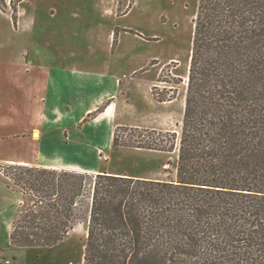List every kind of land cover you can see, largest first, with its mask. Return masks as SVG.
<instances>
[{
  "label": "trees",
  "instance_id": "obj_1",
  "mask_svg": "<svg viewBox=\"0 0 264 264\" xmlns=\"http://www.w3.org/2000/svg\"><path fill=\"white\" fill-rule=\"evenodd\" d=\"M112 147L177 150L175 180L7 164L23 196L10 244L52 248L83 225V264H264V0H199L180 131L119 125Z\"/></svg>",
  "mask_w": 264,
  "mask_h": 264
},
{
  "label": "rangeland",
  "instance_id": "obj_2",
  "mask_svg": "<svg viewBox=\"0 0 264 264\" xmlns=\"http://www.w3.org/2000/svg\"><path fill=\"white\" fill-rule=\"evenodd\" d=\"M198 2L0 0V117L13 114L18 127L24 126L32 111V80L34 83L37 78L43 80L51 68L69 71L95 68L122 78L121 92L126 94L129 104L123 97L117 103V121L121 125L179 132ZM162 77L169 83H160ZM175 80L180 81L176 99L166 104L155 103L152 88L158 85L163 92L171 89ZM13 105L16 107L11 110ZM103 107L106 105L100 109ZM89 120L86 118L76 128L83 133ZM2 125L1 134L15 131V124ZM36 134L33 139L37 141L39 133ZM81 135L73 145L68 144V158L39 164L152 180L176 178L177 150L165 153L105 148V144L88 142ZM27 146L31 144L23 140L1 142L0 159L16 154L28 156L33 151ZM38 155L41 154L34 153L32 159H39ZM5 166L0 165L4 187L0 204L4 208L14 205L17 196L23 198L14 189L7 188V180L1 172ZM15 215L16 210L14 216H10L9 211L0 216V264L84 263L86 232L83 225L52 248H16L10 244L9 235Z\"/></svg>",
  "mask_w": 264,
  "mask_h": 264
},
{
  "label": "crops",
  "instance_id": "obj_3",
  "mask_svg": "<svg viewBox=\"0 0 264 264\" xmlns=\"http://www.w3.org/2000/svg\"><path fill=\"white\" fill-rule=\"evenodd\" d=\"M21 15L22 12L19 19ZM121 80V76H109L108 71L95 68L88 70L72 69L70 71L51 68L43 80L37 78L36 83L32 80L33 95L32 101H30L32 105L30 119L24 122V126L18 127V123H15L16 120L13 119V114L0 117V124H3L4 127L15 124V131L6 134L0 133V141H27V145L31 144L27 148L33 152L28 156L16 154L9 158L0 159V165H35L34 163H36V166L66 169L39 164V162L50 159L60 161L68 158V144L71 146L77 142V139L82 136L81 134L87 138L88 142L103 143L105 148L112 147L115 128L119 125L123 126L117 121L116 111L120 98L123 97L122 99L126 101V94L121 92ZM154 101L158 103L155 99ZM126 104H129V100L126 101ZM104 105H106L104 111L96 113ZM14 107L16 106L13 105L11 110ZM93 113H96L95 116L86 124L84 123L85 129L82 133L76 127ZM94 124L97 125V128L94 127ZM91 126L93 127L90 129ZM36 133H39L37 141L33 139ZM106 135L107 141H105ZM23 148L22 146L21 149L23 150ZM36 152L41 154L40 157L38 155L39 159H32ZM3 190L4 187L0 180V193ZM15 192L17 195H21L18 191ZM21 199V196H17L15 204L5 208L0 204V216L4 211H9L10 216H14L17 204Z\"/></svg>",
  "mask_w": 264,
  "mask_h": 264
},
{
  "label": "bare ground",
  "instance_id": "obj_4",
  "mask_svg": "<svg viewBox=\"0 0 264 264\" xmlns=\"http://www.w3.org/2000/svg\"><path fill=\"white\" fill-rule=\"evenodd\" d=\"M38 134H36V136H37Z\"/></svg>",
  "mask_w": 264,
  "mask_h": 264
}]
</instances>
